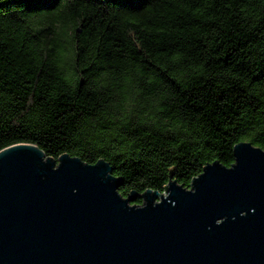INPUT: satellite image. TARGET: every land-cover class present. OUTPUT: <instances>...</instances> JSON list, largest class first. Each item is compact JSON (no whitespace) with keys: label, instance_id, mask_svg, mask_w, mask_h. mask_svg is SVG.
I'll use <instances>...</instances> for the list:
<instances>
[{"label":"trees","instance_id":"16d2710c","mask_svg":"<svg viewBox=\"0 0 264 264\" xmlns=\"http://www.w3.org/2000/svg\"><path fill=\"white\" fill-rule=\"evenodd\" d=\"M264 150V0H0V151L104 160L131 204Z\"/></svg>","mask_w":264,"mask_h":264},{"label":"water","instance_id":"95a60500","mask_svg":"<svg viewBox=\"0 0 264 264\" xmlns=\"http://www.w3.org/2000/svg\"><path fill=\"white\" fill-rule=\"evenodd\" d=\"M191 189L119 194L104 160L57 162L34 145L0 151V264H264V150L233 149ZM160 202L154 203L155 197Z\"/></svg>","mask_w":264,"mask_h":264},{"label":"rangeland","instance_id":"374dc122","mask_svg":"<svg viewBox=\"0 0 264 264\" xmlns=\"http://www.w3.org/2000/svg\"><path fill=\"white\" fill-rule=\"evenodd\" d=\"M162 194H163V193H161V194H159V195H162ZM153 201H154V203H158V202H160V198L156 196L155 199H154ZM128 205H129V206H135V207H141V206H143V203L140 204V205L129 203Z\"/></svg>","mask_w":264,"mask_h":264}]
</instances>
